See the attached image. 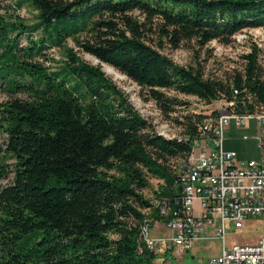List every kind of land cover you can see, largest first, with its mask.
I'll return each instance as SVG.
<instances>
[{"label": "trees", "instance_id": "16d2710c", "mask_svg": "<svg viewBox=\"0 0 264 264\" xmlns=\"http://www.w3.org/2000/svg\"><path fill=\"white\" fill-rule=\"evenodd\" d=\"M23 6L34 12L30 21L16 13ZM249 28L264 34V0L0 2V181L10 176L0 185V264H155L139 231L162 218L142 191L159 180L152 198L174 201L173 177L191 153L194 123L207 115L171 117L180 132L165 138L101 66L145 89L164 117L188 104L169 90L264 113L257 46L225 78L162 52L229 44ZM49 48L62 51L60 61Z\"/></svg>", "mask_w": 264, "mask_h": 264}, {"label": "built area", "instance_id": "2783aa9c", "mask_svg": "<svg viewBox=\"0 0 264 264\" xmlns=\"http://www.w3.org/2000/svg\"><path fill=\"white\" fill-rule=\"evenodd\" d=\"M220 101L213 110L215 119L208 114L194 123L197 135L190 141L189 165L173 177L177 197L153 206L158 207L167 233L150 235L148 218L139 239L148 240L154 255L170 250L178 256L193 242L217 239L220 253L207 264H264V235L254 244L225 241L227 229L240 228L249 217L257 216L264 223V113L237 114L227 108L232 102ZM251 118L257 124L252 139L258 157L238 159L235 151L223 148V129L230 120L239 126Z\"/></svg>", "mask_w": 264, "mask_h": 264}, {"label": "rangeland", "instance_id": "374dc122", "mask_svg": "<svg viewBox=\"0 0 264 264\" xmlns=\"http://www.w3.org/2000/svg\"><path fill=\"white\" fill-rule=\"evenodd\" d=\"M13 1L0 0L3 5H7ZM16 13L28 21L31 20L34 14L26 6L21 7ZM20 43H24L23 39ZM65 43L68 47H74L70 39H67ZM251 44L257 46L260 49V55L264 56V34L261 28L243 29L234 34L231 42L225 45L216 41H210L202 48L192 47L190 44H182L176 49L165 48L162 52L167 54L168 57L179 65L187 66L194 65L197 62L200 63L205 77L225 78L233 70L241 69L243 63L241 56L249 51ZM46 53L47 56L52 57L53 61H60L62 58V51L60 49L49 48ZM78 55L86 62L92 64H96L97 62L88 54L78 52ZM101 70L126 94L131 105L141 116L150 122L153 130L165 138H177V134L180 132V128L174 123L171 117L180 116L192 111L198 114L208 115L222 103L220 100H215L205 105L191 95L174 94L173 91L169 90L166 91L168 95H176L179 99L187 101L188 104L178 107L176 112L170 114V117H164L159 112L156 104L147 97L145 89L138 87L124 75L116 72V70L109 71L108 73L103 65L101 66ZM6 98L7 96L0 90V101ZM243 124L236 126L235 121L230 120L224 127L223 139L232 143L231 149L228 150L249 153L253 152V149H256L254 140L252 139L257 128L255 120L251 118ZM242 135H246L248 139H242ZM223 148L226 149L224 146ZM7 163H11V161L9 160ZM9 177L2 179L0 185L8 183ZM149 183V187L144 189L142 194L145 198L151 199L152 206H156L166 200L162 199L164 197L152 198V190L157 185H160L161 181L149 179ZM263 235L264 223L259 217L253 216L244 220L240 228L230 227L227 229L225 241L227 245L232 243L254 244ZM220 246V241L217 239L207 241L199 240L193 242L190 249L180 256L168 250L163 255H156L154 262L155 264H207L211 258L219 255Z\"/></svg>", "mask_w": 264, "mask_h": 264}, {"label": "crops", "instance_id": "0c3cea01", "mask_svg": "<svg viewBox=\"0 0 264 264\" xmlns=\"http://www.w3.org/2000/svg\"><path fill=\"white\" fill-rule=\"evenodd\" d=\"M222 144L227 150L231 149V147H232V143L227 141V140L225 141L224 139H223ZM236 154H237L238 159H242V160L243 159H249V158L255 159L258 157V152L256 149H253V152H249V153H243L242 151L241 152L237 151ZM166 233H167V231L165 230L162 221H152V223L150 224V235L155 236V235H162V234H166ZM165 253H162V255Z\"/></svg>", "mask_w": 264, "mask_h": 264}, {"label": "bare ground", "instance_id": "6f19581e", "mask_svg": "<svg viewBox=\"0 0 264 264\" xmlns=\"http://www.w3.org/2000/svg\"><path fill=\"white\" fill-rule=\"evenodd\" d=\"M95 62H96V61H95ZM104 67H105V69L107 70L108 73H109V71H112V70H113V69H111V68H109V67H107V66H104ZM191 146H192L191 153H190L189 157H188L185 161H182V162L179 163V168H178V172H177V174L182 173L183 169H184L187 165H189V158H190V157L192 156V154H193V145H191ZM177 174H176V176H177ZM164 202H165V201H164ZM154 208H158V207H154ZM146 227H147V221L145 222L144 226L141 228L140 231H145V230H146ZM140 240L143 241V243L146 245V248L152 253V250H151V248H150V245H149L148 240H147V239H140ZM152 254H153V253H152Z\"/></svg>", "mask_w": 264, "mask_h": 264}]
</instances>
